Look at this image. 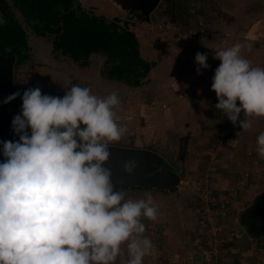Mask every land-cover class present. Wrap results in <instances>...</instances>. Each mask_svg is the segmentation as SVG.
<instances>
[{
    "label": "rangeland",
    "instance_id": "rangeland-1",
    "mask_svg": "<svg viewBox=\"0 0 264 264\" xmlns=\"http://www.w3.org/2000/svg\"><path fill=\"white\" fill-rule=\"evenodd\" d=\"M195 1L191 15L197 19L191 21L200 23V0ZM224 2L227 6L232 0ZM75 6L116 19L111 11L114 4L109 0H75ZM14 10L24 24L21 13ZM134 19L124 16L119 25L130 29L131 24L137 33ZM169 19L174 18L171 15ZM180 21L189 29H176L180 33L175 37L189 39L185 33L194 31L197 25L191 30L190 20ZM149 29L146 35L151 38L153 32ZM226 31L225 36H231ZM50 40L30 39L29 59L24 64H18L16 57L0 56V67L12 69V93L18 91L21 96L24 90L34 87H39L42 94L63 96L66 88L76 83L101 97L113 91L119 95L117 123L126 126L127 131L112 146L150 150L162 161L123 186L126 198L150 194L158 208V219L145 221L144 235L151 238L154 247L145 256L144 264H264V235L251 233L246 220V214L264 193V158L256 152V138L264 132V118H253L247 130L234 126L215 108L218 100L211 90L213 75L192 78L178 74L185 62H176L173 57L165 63L175 75L161 74L162 86L150 81L141 88H132L106 81L104 60L99 57L93 56L90 65L82 67L54 53ZM229 46L231 43H226L225 47ZM1 68L0 79L4 78ZM2 93L0 89V104L9 111H21V96L4 104ZM106 166L117 165L109 159ZM158 167L164 168L160 177ZM156 181L162 186H155ZM125 259L126 252L115 264H124Z\"/></svg>",
    "mask_w": 264,
    "mask_h": 264
},
{
    "label": "clouds",
    "instance_id": "clouds-1",
    "mask_svg": "<svg viewBox=\"0 0 264 264\" xmlns=\"http://www.w3.org/2000/svg\"><path fill=\"white\" fill-rule=\"evenodd\" d=\"M5 20L0 17V24ZM212 76L215 108L242 130L264 118V67L242 55V45L216 48ZM197 52L199 74L209 68ZM21 96L13 92L7 104ZM11 128L17 140H0V264H144L154 245L145 221L158 219L153 197L126 198L107 162L127 131L117 123L121 101L76 83L63 96L28 88ZM243 114V119H241ZM264 158V132L256 138ZM136 168L123 165L125 174Z\"/></svg>",
    "mask_w": 264,
    "mask_h": 264
},
{
    "label": "trees",
    "instance_id": "trees-1",
    "mask_svg": "<svg viewBox=\"0 0 264 264\" xmlns=\"http://www.w3.org/2000/svg\"><path fill=\"white\" fill-rule=\"evenodd\" d=\"M169 2L178 10L179 21L192 20L195 0H167L166 3L169 5ZM202 3L200 0L197 5ZM14 8L23 16L24 24ZM0 17L5 20L0 24V53L15 56L18 64L29 59V28L37 36L50 38L54 53L82 67L89 65L92 55H101L103 74L109 81L140 87L155 66L141 56L136 34L128 27H121L118 18L110 20L76 7L75 0H0ZM18 113L0 104V140L18 139L11 128L12 119Z\"/></svg>",
    "mask_w": 264,
    "mask_h": 264
},
{
    "label": "crops",
    "instance_id": "crops-1",
    "mask_svg": "<svg viewBox=\"0 0 264 264\" xmlns=\"http://www.w3.org/2000/svg\"><path fill=\"white\" fill-rule=\"evenodd\" d=\"M109 1L114 4V8L111 11L115 18L123 19L127 15L135 17V21L132 20V22H136L137 24L134 25L137 33L133 30L131 24L129 27L138 38L141 56L146 61L155 64L149 76L142 82V85L132 88H141L145 85V82L150 81L155 86L158 82L159 87L162 86L160 84L163 81L161 74L175 75L171 67L169 68L168 63H165L171 57L176 62L177 60L185 62L180 69L181 72L178 74L189 75L192 78L205 76L204 74L214 75V70L220 61L213 58V52L216 48L225 47L226 43H231V45L240 43L242 45V55L248 58L253 66H258V63L261 66L264 65V0H232L231 4L227 3L229 6L225 5L226 2L224 1L226 0H203L200 6L201 21L200 23L191 21V24H189L191 30L195 25H197V28L194 31L185 33L189 39L182 38L183 40L176 39L175 36L180 33L178 32L177 34L176 32L180 28L188 30L189 27H185L186 24H180L181 22L178 20L180 19L179 14H177L178 10L176 11L174 8L169 7L167 14L165 13L166 8L169 6L165 2L166 0L161 2L162 7L160 4L156 9L158 11L155 10L151 14L149 22L138 19L136 13L123 10L114 0ZM224 12L228 15H225ZM171 15L174 18L173 20L169 19ZM194 19H197V17L193 16L192 20ZM149 28L153 32L151 38H148L149 36L147 37L146 35L148 34L147 31L150 30ZM155 28L159 29L155 31ZM226 30L231 32V36H225ZM163 35H166L165 38ZM36 38L44 37L37 36L32 31L28 32V43L30 39L34 40ZM148 44L150 47L147 46ZM197 52L207 54V62H209L210 66L207 69H202L199 74L196 71L198 65L195 61ZM93 56L99 57L102 61L104 60L98 54L92 55L90 60ZM211 63L214 66L213 68L211 67ZM105 80L109 83H118Z\"/></svg>",
    "mask_w": 264,
    "mask_h": 264
},
{
    "label": "water",
    "instance_id": "water-1",
    "mask_svg": "<svg viewBox=\"0 0 264 264\" xmlns=\"http://www.w3.org/2000/svg\"><path fill=\"white\" fill-rule=\"evenodd\" d=\"M163 0H115L121 8L127 12L136 13L138 19L141 21H150L151 14L159 7ZM1 58H15V56H3L0 53ZM2 64V63H1ZM6 66V65H5ZM3 66L1 68L4 78L0 79V89L3 90V97H7L12 94V80L13 74L10 67ZM5 106V105H4ZM6 107V106H5ZM7 108V107H6ZM115 167H109L113 173V180L118 184L125 186L130 180L138 177L137 175L142 174L148 168H152V165H161L160 157L146 149H133V148H121L111 146V156ZM127 160H134L136 162V168L130 175L125 174L123 165ZM158 177L161 176L163 167H158ZM143 175V174H142ZM140 177V176H139ZM155 186L161 187L162 183L156 181ZM154 185V184H151ZM246 220L251 227V233L255 235H264V193L259 196L255 205L246 214Z\"/></svg>",
    "mask_w": 264,
    "mask_h": 264
},
{
    "label": "flooded vegetation",
    "instance_id": "flooded-vegetation-1",
    "mask_svg": "<svg viewBox=\"0 0 264 264\" xmlns=\"http://www.w3.org/2000/svg\"><path fill=\"white\" fill-rule=\"evenodd\" d=\"M165 2H167V0H166ZM172 4H173V2H172V3H171V2H169V6H170V5H172ZM171 8H172V7H171ZM172 9H173V8H172Z\"/></svg>",
    "mask_w": 264,
    "mask_h": 264
}]
</instances>
